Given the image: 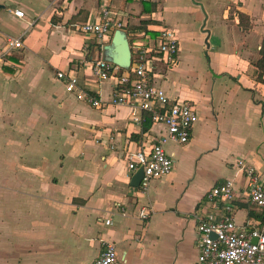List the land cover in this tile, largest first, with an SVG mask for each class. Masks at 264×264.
<instances>
[{
	"label": "crops",
	"instance_id": "1",
	"mask_svg": "<svg viewBox=\"0 0 264 264\" xmlns=\"http://www.w3.org/2000/svg\"><path fill=\"white\" fill-rule=\"evenodd\" d=\"M102 11L120 25L109 37L78 30L99 23ZM164 28L174 31L178 53L170 61L148 53L145 66L198 119L186 144H164L171 172L143 194L130 186L127 155L149 153L165 128L134 100L110 103L116 78L129 71L97 80L89 66L103 59L114 30L147 48ZM20 37V48H7ZM263 55L264 0H0V264H87L105 242L117 264H197L206 215L258 229L264 216L236 161L264 187ZM58 72L75 74L77 92L102 106L67 92ZM226 181L233 199L209 200Z\"/></svg>",
	"mask_w": 264,
	"mask_h": 264
},
{
	"label": "built area",
	"instance_id": "2",
	"mask_svg": "<svg viewBox=\"0 0 264 264\" xmlns=\"http://www.w3.org/2000/svg\"><path fill=\"white\" fill-rule=\"evenodd\" d=\"M16 17H23L22 11L9 10ZM118 27L108 18V12L102 11L99 23H84L78 30L86 35H93L97 40L103 41L109 37L111 29ZM116 27V28H117ZM134 50L133 63L116 78V85L112 93L110 103L122 105L131 100L137 103L136 108L149 114L153 123L164 126L165 133L152 145L149 153L137 151L127 155V169L136 171L143 169V176L139 183L141 193L145 194L153 179L168 175L171 172L173 161L166 153L164 144L168 141L177 144H186L189 141L192 128L197 122L198 114L195 108L188 102L170 99L165 91L154 85L151 79V71L145 66L148 53L160 54L172 60L178 53V40L174 31L162 29L155 44L144 48L137 41L129 44ZM22 46L20 38H8L7 48L17 49ZM90 73L97 80H105L113 73L120 70L119 67L96 59L90 63ZM58 79L64 81L65 90L75 93L76 98L85 100L94 108L102 106V102L81 91L77 92V77L73 73L58 72ZM133 120H138L132 114ZM236 166L246 178V194L249 201L258 207L264 216V187L259 175L253 167L247 166L242 160L236 161ZM209 200L221 198L230 202L233 199V184L231 181L212 188L207 193ZM229 210V206H226ZM148 210L140 208L138 217L144 220L148 217ZM105 225L111 222L104 221ZM197 264H264V222L258 229L249 232L239 230L230 217L219 220L208 214L200 219L197 225ZM211 235L215 237L212 238ZM255 240V242H253ZM117 251L112 243H103V250L99 256L87 264H117Z\"/></svg>",
	"mask_w": 264,
	"mask_h": 264
},
{
	"label": "water",
	"instance_id": "3",
	"mask_svg": "<svg viewBox=\"0 0 264 264\" xmlns=\"http://www.w3.org/2000/svg\"><path fill=\"white\" fill-rule=\"evenodd\" d=\"M103 60L123 70L129 68L131 63V49L127 34L123 30L116 29L113 31L110 43L103 49ZM142 176L143 169L139 167L130 179V186L137 187ZM211 237L214 238L215 236L211 235Z\"/></svg>",
	"mask_w": 264,
	"mask_h": 264
},
{
	"label": "trees",
	"instance_id": "4",
	"mask_svg": "<svg viewBox=\"0 0 264 264\" xmlns=\"http://www.w3.org/2000/svg\"><path fill=\"white\" fill-rule=\"evenodd\" d=\"M259 69L261 72L264 71V55L260 58V60L257 62Z\"/></svg>",
	"mask_w": 264,
	"mask_h": 264
}]
</instances>
